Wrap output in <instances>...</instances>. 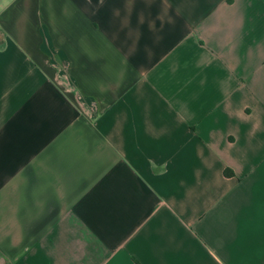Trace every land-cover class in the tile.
<instances>
[{"label":"crops","instance_id":"crops-1","mask_svg":"<svg viewBox=\"0 0 264 264\" xmlns=\"http://www.w3.org/2000/svg\"><path fill=\"white\" fill-rule=\"evenodd\" d=\"M0 264H264V0H0Z\"/></svg>","mask_w":264,"mask_h":264}]
</instances>
